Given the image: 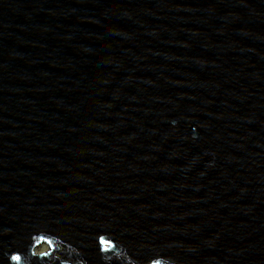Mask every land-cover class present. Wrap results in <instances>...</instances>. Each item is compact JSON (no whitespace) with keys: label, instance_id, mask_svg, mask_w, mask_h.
I'll return each instance as SVG.
<instances>
[{"label":"water","instance_id":"95a60500","mask_svg":"<svg viewBox=\"0 0 264 264\" xmlns=\"http://www.w3.org/2000/svg\"><path fill=\"white\" fill-rule=\"evenodd\" d=\"M0 264H264V0H0Z\"/></svg>","mask_w":264,"mask_h":264},{"label":"rangeland","instance_id":"374dc122","mask_svg":"<svg viewBox=\"0 0 264 264\" xmlns=\"http://www.w3.org/2000/svg\"><path fill=\"white\" fill-rule=\"evenodd\" d=\"M46 250H47V246L42 245L40 248L36 250V253H42V252H45Z\"/></svg>","mask_w":264,"mask_h":264}]
</instances>
